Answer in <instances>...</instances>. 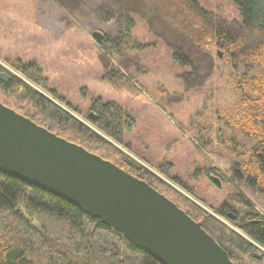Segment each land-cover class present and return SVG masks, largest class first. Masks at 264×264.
I'll return each instance as SVG.
<instances>
[{
  "label": "rangeland",
  "instance_id": "rangeland-1",
  "mask_svg": "<svg viewBox=\"0 0 264 264\" xmlns=\"http://www.w3.org/2000/svg\"><path fill=\"white\" fill-rule=\"evenodd\" d=\"M194 1L209 21L231 26L239 22L226 1ZM122 12L134 20L131 41L147 47L119 57L107 53L92 33H99L102 43L113 39L114 23L105 18L107 13ZM194 29L180 0H0V68L87 126L182 200L244 237L230 219L218 215L225 206L240 220L264 218V197L231 181L241 153L222 142L223 132L218 134L224 112L231 114L240 98L233 87L235 72L222 50L192 45L188 34ZM173 48L184 53L189 67L172 61ZM18 62L35 65L47 90L29 83L17 71ZM96 99L114 103L133 120L123 146L88 122L91 101ZM236 142L235 151L240 152L238 145L244 142L239 136ZM166 165L169 178L158 171ZM213 169L219 176L209 172ZM236 197L247 201L254 212H247ZM246 240L264 255L261 247Z\"/></svg>",
  "mask_w": 264,
  "mask_h": 264
},
{
  "label": "trees",
  "instance_id": "trees-1",
  "mask_svg": "<svg viewBox=\"0 0 264 264\" xmlns=\"http://www.w3.org/2000/svg\"><path fill=\"white\" fill-rule=\"evenodd\" d=\"M223 1L231 4L238 14L239 22L234 26L220 20L209 21L196 1L180 0L182 11L195 26L188 34L192 45L222 50L227 65L235 72L233 87L240 98L231 114L224 112L223 129L218 132H223L220 137L223 143L234 145L235 154L241 153L233 164L231 181L264 197V0ZM105 20L114 23L115 31L113 39H104L100 44L107 53L123 57L127 51H143L147 47L131 41L134 27L131 16L123 12L107 13ZM171 59L182 68L189 67L188 58L177 48L172 49ZM17 64V71L29 83L47 90V81L35 65ZM2 72L0 68V74ZM50 93L56 99L55 92ZM0 102L39 127L112 163L172 199L171 202L200 224L233 264H264V255L257 253L246 240L264 250L263 217L231 221L246 239L241 237L196 205L182 200L157 177L19 79L9 77L6 83L0 81ZM91 102L90 111L96 119H89L90 125L123 146L125 135L134 128L131 117L114 103L99 99ZM236 136L244 142L238 145L240 152L235 151V145L239 144ZM158 171L169 178V165L164 169L159 167ZM209 172L219 176L214 169ZM172 181L181 187L177 180ZM236 201L250 214L254 212L244 199L236 197ZM227 209L224 206L218 212L226 220ZM254 254L258 257L255 258ZM0 264L159 263L118 232L79 209L0 173Z\"/></svg>",
  "mask_w": 264,
  "mask_h": 264
},
{
  "label": "water",
  "instance_id": "water-1",
  "mask_svg": "<svg viewBox=\"0 0 264 264\" xmlns=\"http://www.w3.org/2000/svg\"><path fill=\"white\" fill-rule=\"evenodd\" d=\"M92 38L102 43L99 33ZM0 173L100 221L159 264H233L200 224L145 182L1 104Z\"/></svg>",
  "mask_w": 264,
  "mask_h": 264
},
{
  "label": "flooded vegetation",
  "instance_id": "flooded-vegetation-1",
  "mask_svg": "<svg viewBox=\"0 0 264 264\" xmlns=\"http://www.w3.org/2000/svg\"><path fill=\"white\" fill-rule=\"evenodd\" d=\"M91 112V111H90ZM89 112V113H90ZM93 113V112H92ZM229 210V209H228ZM233 214L231 211L230 212H227V214H226V216L228 217V214ZM233 216H234V218L233 219H231V221H233V222H235L236 220H240L239 219V217H238V215H237V213H235V214H233ZM251 223H256V222H251Z\"/></svg>",
  "mask_w": 264,
  "mask_h": 264
}]
</instances>
